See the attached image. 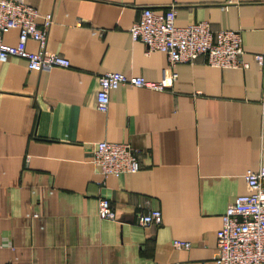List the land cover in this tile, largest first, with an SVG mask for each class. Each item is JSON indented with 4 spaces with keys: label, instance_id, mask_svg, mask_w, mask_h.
Wrapping results in <instances>:
<instances>
[{
    "label": "crops",
    "instance_id": "crops-1",
    "mask_svg": "<svg viewBox=\"0 0 264 264\" xmlns=\"http://www.w3.org/2000/svg\"><path fill=\"white\" fill-rule=\"evenodd\" d=\"M24 1L52 14L46 48L70 66L0 62V264H218L221 216L248 191L244 172L264 168V65L253 60L264 52V0H176L178 26L239 30L245 69L201 60L172 69L163 52L132 41L141 9L163 12L172 0ZM17 36L9 30L3 41ZM107 71L165 89L121 85L103 113L96 93ZM101 140L130 143L140 169L98 186L91 159ZM99 196L114 220L98 217ZM150 208L161 224L140 225Z\"/></svg>",
    "mask_w": 264,
    "mask_h": 264
},
{
    "label": "built area",
    "instance_id": "built-area-1",
    "mask_svg": "<svg viewBox=\"0 0 264 264\" xmlns=\"http://www.w3.org/2000/svg\"><path fill=\"white\" fill-rule=\"evenodd\" d=\"M176 9V0H172L163 12L143 7L139 18L129 28L132 41L141 42L146 53L163 52L172 69L178 63L193 64L198 60L216 68L249 67L239 30H213L207 21L178 26L175 24ZM52 22L51 13L40 14L24 0H0V62L19 57L25 60L29 70L38 72L70 66L67 58L46 48ZM12 29L18 31L13 45L3 41V33ZM29 40L37 43L36 51L27 49ZM253 60L258 66L264 65V52L253 54ZM176 76L173 70L171 79L175 80ZM121 85L158 91L165 89L162 82L107 71L98 78V111L105 113L108 110L111 90ZM137 153L138 150L128 142H95L91 161L101 176L98 186H103L108 176L137 172L140 169ZM244 180L248 191L227 205L216 232L213 260L218 264H264V168H248L244 172ZM97 214L100 219H115V211L107 197L97 198ZM138 222L142 226L159 225L162 222L161 211L150 208L139 213ZM172 244L179 249L191 247L189 241L181 239H174Z\"/></svg>",
    "mask_w": 264,
    "mask_h": 264
}]
</instances>
